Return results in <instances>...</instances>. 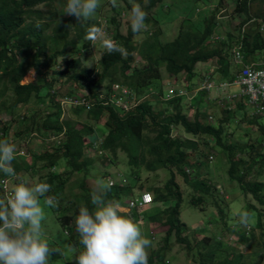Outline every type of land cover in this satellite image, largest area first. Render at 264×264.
Segmentation results:
<instances>
[{
    "label": "trees",
    "instance_id": "obj_1",
    "mask_svg": "<svg viewBox=\"0 0 264 264\" xmlns=\"http://www.w3.org/2000/svg\"><path fill=\"white\" fill-rule=\"evenodd\" d=\"M227 1L229 4L230 0ZM231 1L236 4L233 14L222 13L224 9H220L223 5L221 0H178L176 9L182 14L180 29L172 41L165 42L161 37V21L156 17L161 13L158 10H169L165 0H126V12L131 13L135 4L146 11V30L134 35L129 25L127 34L122 35L116 28L113 39L127 49L128 57L125 59L118 53L109 54L105 51L99 73L89 69L81 60L85 52L93 49L85 39L89 26L78 23L77 20L74 25V17L65 14L67 0H0V111L14 115L16 109L20 110L32 102L37 101L41 105V114H44L42 119L40 113L33 116L20 115V121L25 124L20 134L28 133V137L32 139V133L39 131L45 142L47 137H55L49 140L48 151L38 158V162L43 165L41 171L49 170L48 181L45 183L51 185L50 193L53 197L60 195L59 206L51 209L53 212H63L62 197L72 175L88 173L97 159L105 155L108 161L114 163L111 152L122 151L127 155L130 170L126 171L128 175H121L118 184L112 185L107 199L118 200L123 206V198L129 197L127 207H130L129 202L141 200L145 195L135 197L134 194V185L139 182L142 170L149 173L167 170L170 174L163 188H148L149 193H154L151 202L173 203L158 214L150 216L151 235L160 236L163 233L164 236L160 238L162 247L158 251L150 248L149 264H167L170 259L175 258L171 255L173 239L178 245L186 247L198 264H254L243 252L244 245L232 247L229 240L234 235L236 242H248L257 236L255 230L258 229L260 236L264 237V174L258 172L253 181L248 179L251 169L264 162V140L256 138L251 142H231L228 139L231 137L228 136L230 127L226 126L229 118L236 116L233 112L226 111L230 115L218 120V127L210 120L208 123L201 122L203 115L199 111V102L210 95L207 91L198 92L200 94L194 101L196 104L192 102L193 105L189 107L183 104L185 96L176 95L164 102L160 99L162 92L156 96L149 95L152 94L155 82L163 80V70L174 83L181 75L188 82L199 76L196 74L199 66L216 62L219 77L233 82L237 75L233 72V67L238 68L235 61L237 55H241L245 65L264 68V0ZM188 2L195 8L189 9ZM221 13L223 18L228 16L232 21L226 26L225 36L220 34L221 22L217 15ZM237 17L242 22L234 29L232 26ZM95 22L97 26H103L102 21L95 19ZM107 22L116 27L119 25L114 16ZM72 29L76 31L75 37H71ZM31 72L37 75L36 83L24 84ZM207 77L212 79L210 75ZM106 84L110 89L115 84H122L139 97L147 95L153 98L148 97L136 108L124 112L100 98L101 87ZM43 87L48 89L45 95H42ZM76 92L91 98L94 106L89 111L75 105H71V109L76 113L88 112L97 123L105 113H109L107 134L98 136L93 122L62 119L63 97ZM159 104L166 107L161 110L157 108ZM246 109L251 112L249 103L245 100L237 101L236 112L242 113L237 115L241 118L240 121L247 119ZM188 110H195L196 115L192 121L186 113ZM249 117L250 123L258 125L264 136V112ZM177 127L184 128L186 135L174 136L172 133ZM2 139L11 140L7 122L0 125V140ZM201 142L209 143L212 152H216L218 146L223 148L224 151L221 148L218 151H223L228 178L231 183L238 185L244 196H251L253 203L248 202L246 207L250 214H255L256 219L251 223L249 231L238 222L233 224V228L227 227L233 232L230 236L222 231L219 238L210 232L200 236L196 232L191 233L183 221V203L186 198L190 208L202 212L206 211L207 200L212 199L219 218L227 210V205L219 199L217 184L210 180L206 171L210 161L201 150ZM28 156L30 155L27 154L24 160ZM62 160H66L67 166L64 173L60 169L57 171ZM23 161H13L19 179L24 172L32 170ZM176 175L184 179L187 192L178 183ZM3 178L6 177L0 174V180ZM79 186L81 192L74 195L68 204L76 208V213L83 206L95 211V206L91 203L93 190L88 187L86 177ZM2 194L0 186V195ZM144 207L145 205H136L135 208H129L128 213H122L134 221ZM77 215H58V221L76 253L82 248L75 225ZM188 233L192 235V239ZM250 257L254 258V255ZM62 264H74V258L69 263Z\"/></svg>",
    "mask_w": 264,
    "mask_h": 264
},
{
    "label": "rangeland",
    "instance_id": "obj_2",
    "mask_svg": "<svg viewBox=\"0 0 264 264\" xmlns=\"http://www.w3.org/2000/svg\"><path fill=\"white\" fill-rule=\"evenodd\" d=\"M178 0H165V3L168 4V9L165 8V10H168L166 12L158 10V13L160 15L156 16L160 19L161 24L160 27H162V40L163 41H172L177 33L178 29H180L181 25V16L182 14L180 12H177L176 9V3ZM222 6H220V9H224L222 13H230L233 14L235 11V2L230 0V3L228 4L227 0H221ZM117 7H113L112 4L110 3V0H100V7L97 9V11L93 14V16L84 23L85 26H91L93 24L96 25L95 19H98L102 21L103 27L105 30L106 35L113 39V36L116 33V28H118L119 32L122 35L127 34L128 26L130 25V12H126V0H117ZM187 6L189 9H194L195 6H192V3L188 2ZM219 7V6H218ZM46 8V7H42ZM118 12H121V15H118ZM125 13V14H124ZM219 14L218 16V21L221 22L220 26V34L221 36H225L227 34V27L229 26L230 18L228 16L222 17L223 15ZM263 13H264V8H263ZM124 14V15H123ZM116 17L117 18V23L119 25L116 27L112 23L110 24L107 22L111 17ZM73 18V17H72ZM102 19V20H101ZM75 20L76 18L74 17L72 19V22H74L75 25ZM242 22V19L239 17L236 18L234 21V25L232 28L237 29L239 27V24ZM152 28V27H151ZM157 28H155L156 30ZM158 30V29H157ZM237 32V31H236ZM264 33V31H263ZM76 31L75 29H72L71 31V37H75ZM114 40V39H113ZM106 50L103 48L101 45L100 41H97L96 43V48L93 47L92 50L85 52L84 57H81L82 62H84L85 66H87L89 69L92 70H97L99 73L101 72V58L102 55L104 54ZM138 62H140L139 59H137ZM203 66V65H201ZM139 67V65L137 66ZM164 73L166 74L165 70H163ZM239 73V72H238ZM200 75L198 77H194L192 80V83H199L200 81ZM37 81V75L35 72H31L28 77L24 80V84L28 83H36ZM185 82V80L183 81ZM189 83L191 81H188ZM108 84L104 85V87H101V92L104 93V95H108V91L110 90V87L107 86ZM166 79H163L161 81H157L154 84V87L156 88L155 90L160 91L167 96L169 89H176L180 92H182L185 95V99L183 100V104L186 107L190 106V98L192 95L190 93L195 94V91H197L198 86H194L190 90L188 89L187 86L183 85V83L177 79L176 83L170 84ZM109 87V88H108ZM42 95H45L46 92L48 91L47 88L42 89ZM67 90V87H66ZM200 88H198L197 92H200ZM185 92V93H184ZM236 91H232L231 89L228 90V94H233ZM213 97V95H211ZM211 97V98H212ZM225 98V97H224ZM222 99V107L223 112H228L229 113L233 112L234 115L232 118H229L228 122L229 124L226 126L230 127V130H228V136H231L228 138L231 142H239L244 143L245 141L248 140V142L253 141L254 139L258 138V140H264V136L259 130L258 125L256 124H251L249 120L250 115L246 114L247 119L245 121H240L241 119L236 111L237 110V103L235 105L231 103L227 99ZM166 107L163 104H159L157 108L159 109H164ZM199 107L201 110L200 112H204L202 115L203 117L200 119L201 122H206L208 123V118L209 116H214L212 112L216 111L215 105H209L207 100L200 101L199 102ZM42 109L41 105L37 101L30 103L29 105H26L22 109L18 110L16 109V114L10 115L4 112V110L0 111V125H3L4 122H7V124L10 126V133H11V143H14L16 147L21 143L20 146L23 147V150H25L26 154H29L27 159L24 160V156H19L17 158L18 162H27L29 165L28 167L32 168L31 171H26L24 172L21 178H24L25 181H27L30 185L35 184V183H40V182H47L48 178L47 175L49 173V170H42L41 171V165L38 162V158L41 157L45 152H47V148L49 147V138L47 137V140L45 142L44 137L41 135L39 131H36L35 133H32V139L28 137V133H23V135L20 134L25 128L24 122H21L20 115H27V116H33L36 113H40V119L44 117V114H41ZM224 113L225 115L223 116V113H221V117L223 119H226L229 117V113ZM249 112V110H248ZM186 113L190 116L191 121L194 119L195 110H188ZM211 113V114H210ZM237 113V114H236ZM201 114V113H200ZM201 117V116H200ZM109 118V113H105L102 117V119L97 123L91 117L89 116L88 112L81 111L80 113L74 112V110L71 109V107L66 106L62 115V119H72L73 121L76 122H86L90 121L95 123L96 129H97V134L98 136H103L108 133V128L106 126V122ZM222 119V118H221ZM218 120H220V112L216 111L215 113V119H213L212 124L215 127H218ZM174 136L177 135H186L184 128L182 127H177L174 132L172 133ZM21 135V136H20ZM12 137H17L12 138ZM207 138L214 139L212 137L207 136ZM201 150H203L206 154L207 157L210 155H213L215 157V160L212 164L208 163L209 169L206 170L209 173L210 180L214 183L217 184L219 188V199L223 200L225 205H227V210H224V215L219 218L218 214V209L215 207L214 202L212 199L207 200V205H206V211H200L196 208H190L188 199H185V202L183 203V214H182V219L183 221L187 224L190 232H196V235L200 236H205L208 232L211 234L217 235V238H219L221 235L220 232L222 231L223 233L228 234L229 236L233 233L230 229L227 227H234V223H238V216L237 213L246 210L247 207L246 204L248 202H252L253 200L251 199V196H244L243 193L241 192L240 188H238V185L231 183L230 179L228 178L227 175V162L225 161V157L223 155V148L222 147H217L216 152H212V148H210V144L206 143L204 144L201 142L200 144ZM219 148L223 151H218ZM212 152V153H211ZM264 152V151H263ZM112 157L114 160V163L108 161V158L106 155L102 158L97 159V163L88 170L87 176L85 173H79L78 175H72L70 181L67 183L65 192L63 194V199L64 202L62 203V211L63 212H53L51 209L46 208V219L42 222L43 229L45 231V234L50 242V245L53 247L59 246L62 249H65V255L61 256L58 253H53L50 257V264H62V263H69L70 261L73 260L74 254L76 253V250H74L70 243H69V237L67 236L66 232L64 229L61 227L60 222L58 221V215H67V214H78V212H74L76 208L72 207L73 205H70L71 200H73V196L81 192L80 190V184L82 181H85V177L87 179V185L89 188H91L93 191L97 189V180L98 179H103L104 181L108 182L110 181L111 184H118L120 182V178H122V174H126V171L130 170V167L128 165V160H127V155L123 153L122 151H116L113 150L112 152ZM107 158V159H106ZM207 160V158H206ZM66 160H62L59 163L58 170L60 169L61 172H66L67 166ZM263 173L264 174V162L260 166H255L253 169L250 171V175L248 176V179L253 181L257 175V173ZM258 173V174H259ZM177 176V181L182 185V188L187 192V186L184 183V179L181 178L180 176ZM20 178V179H21ZM170 174L169 171L167 170H162L157 173H149L145 172L142 170L141 172V177L139 182L134 185L135 193L136 196L138 197L141 194H145L144 196L148 198V196L153 199L154 198V193L151 194L148 192L149 187H158V188H163V186L166 184V182L169 180ZM19 179V178H17ZM17 179H12L9 184H10V189L15 185L17 182ZM129 185V183H128ZM152 187V188H153ZM148 192V193H147ZM48 196H52V194L49 192L47 194ZM53 197V196H52ZM58 197V198H57ZM60 195L56 196L57 199H59ZM131 197V196H130ZM127 199L129 197L123 198L124 205L121 208V212L128 213L130 211L129 207H127ZM60 200V199H59ZM173 203H167V204H162L159 202H149L145 205L144 209H142L141 214L139 217L134 219V222L138 223V225L141 227L142 234L151 239V246L147 249L148 252L151 248V250L158 251L162 247V242L160 238L164 236L163 233H161L160 236H153L151 235V221H150V216L154 214H158L160 211H162L165 208H168L169 206H172ZM125 206V207H124ZM78 208V207H77ZM135 212V211H133ZM256 219L255 214L251 213V217L248 223V226L246 227V230L249 231L251 229V223L254 222ZM262 219L264 220V213H262ZM219 223V224H218ZM222 228H219V227ZM221 232V233H222ZM257 232V236L255 235L254 239H251L248 242L240 243L237 241V238L235 239V236L232 235L230 237V243L229 245L232 247H238L240 245H244L242 247L243 252H245L246 256L248 257L247 259H250L253 261L254 264H264V237L260 236V230H255ZM188 236L192 239V235L188 233ZM174 255L175 258L170 259L169 263L167 264H198V262H195L193 259V255H189V250L182 246L178 245V243H175L173 239V246H172V254ZM250 257V256H253ZM200 259V257H198ZM201 261V260H200ZM199 261V262H200ZM155 264H159L158 262H155Z\"/></svg>",
    "mask_w": 264,
    "mask_h": 264
},
{
    "label": "clouds",
    "instance_id": "obj_3",
    "mask_svg": "<svg viewBox=\"0 0 264 264\" xmlns=\"http://www.w3.org/2000/svg\"><path fill=\"white\" fill-rule=\"evenodd\" d=\"M110 3L113 7L118 6L117 0H110ZM99 7L100 0H67L65 14L75 17L78 23L83 24ZM129 19L134 35L146 30L147 13L139 4L132 6ZM85 39L94 48L97 41H100L107 53H118L125 59L128 57L127 49L109 38L102 25L93 24L88 27ZM236 65L240 71V65ZM173 82H169V86L174 84ZM222 82L231 83L227 80L220 83ZM215 83L220 84L216 81ZM155 89L153 87L152 94L149 95L156 96L160 93ZM215 91L219 92L213 90L210 96ZM220 95L224 98L229 94L226 91L223 94L220 92ZM152 96L146 95L141 98L152 99ZM160 99L166 101L164 93ZM218 101L221 103V98ZM235 103L237 101L233 104ZM212 117L215 119V116ZM21 150H23L22 146L16 147L8 139L0 140V174L10 181L12 178L17 179L13 161L19 157L18 152ZM208 160L209 164H212L215 157L210 155ZM97 185V189L91 196L95 211H90L88 207L83 206L79 208L78 215L75 217L76 231L82 248L76 253L74 264H149L147 249L151 246V240L142 234L138 223L121 212L120 201L107 199L112 188L111 182L98 179ZM0 186L3 188V194L0 195V264H50L53 253L65 255V249L50 245L42 225L46 219L45 209L57 208L60 203L56 197L47 195L51 191V185L45 182L30 185L23 179H17L11 191L8 190L7 183L2 180H0ZM237 216L239 223L247 227L251 214L243 210L237 213Z\"/></svg>",
    "mask_w": 264,
    "mask_h": 264
},
{
    "label": "built area",
    "instance_id": "obj_4",
    "mask_svg": "<svg viewBox=\"0 0 264 264\" xmlns=\"http://www.w3.org/2000/svg\"><path fill=\"white\" fill-rule=\"evenodd\" d=\"M236 64L240 65V71L233 82H222L220 84H216L214 80L207 77L201 85V90L207 91L208 93L213 90H218L223 93L231 88H236V92L229 94L226 99L233 103L239 100H246L252 108L249 113L250 116L259 115L264 112V68H257L254 65H245L244 61H242L241 55H237ZM108 93V95L101 93L100 98L103 100L106 99V104L111 103L124 112L136 108L143 100V98L137 96V94L128 86H124L122 84L113 85ZM176 95H183V93L180 91L176 92L175 89H169L167 96H165V100H170ZM61 103L63 109H65L66 106L70 107L71 105H75L84 107L87 111H89L94 106L91 98L78 92L63 97ZM209 120L213 121V117L210 116ZM51 139H55V137L51 136L48 140ZM25 154L24 150L18 152L19 156H24ZM2 181L7 183L8 190L11 191L9 184L10 180L8 178H3ZM149 202H151V198L149 196L148 198L143 196L141 200L129 202V208H135L136 205L144 206Z\"/></svg>",
    "mask_w": 264,
    "mask_h": 264
},
{
    "label": "crops",
    "instance_id": "obj_5",
    "mask_svg": "<svg viewBox=\"0 0 264 264\" xmlns=\"http://www.w3.org/2000/svg\"><path fill=\"white\" fill-rule=\"evenodd\" d=\"M216 70H217V65H216V62H212V63H209V64H206V65H203V66H199L198 67V69H197V75H200L201 76V78H200V81H199V83H197V84H195V83H192V81L189 83V82H187L186 81V79H185V76L184 75H181V76H178L176 79H175V81H177V79L178 80H180L182 83H183V85H185V86H187L188 87V89H190V90H193L192 88L194 87V86H198V88L200 87V85H201V83L203 82V80L207 77V76H209L210 75V77H212V80H214V81H216L217 83H220L221 81H225V80H223V79H221L220 77H219V75L217 74V72H216ZM235 71V74H238V72H239V68H234L233 67V72ZM163 79H166V80H168V82H173V80L172 79H170L169 78V76L167 75V74H164L163 75ZM185 80V82H183ZM227 81H229V80H227ZM174 83V82H173ZM198 88H197V91H198ZM197 91H195V94L193 95V93H190V95H192L191 96V98L189 99L191 102V104H190V106L191 105H193V103H195L194 101H196L197 100V97L199 96V94L200 93H198ZM232 91H236V89H232ZM223 94V93H222ZM211 95H213V97L212 96H210V95H208L207 97H205L204 99H203V101L204 100H207V102H208V104L209 105H215V108H216V111H219L220 112V119L221 118H223V117H221V113H223V116L225 115L224 114V112H223V105H222V102L221 103H219V101H218V99H220V98H222V95H220V92H213V94H211ZM212 97V98H211ZM227 97H225V98H223V99H226ZM200 100V99H199ZM222 100V99H221ZM193 102V103H192ZM196 104V103H195ZM247 107V106H246ZM199 109H200V107H199ZM248 109V108H247ZM246 109V114H247V110ZM201 110V109H200ZM216 111L215 112H212L211 111V113H213V115L215 116V113H216ZM204 112H202L201 111V114H203ZM210 113V114H211ZM237 113H239V112H237ZM240 115L242 114V113H239ZM238 114V115H239ZM239 115V116H240Z\"/></svg>",
    "mask_w": 264,
    "mask_h": 264
},
{
    "label": "bare ground",
    "instance_id": "obj_6",
    "mask_svg": "<svg viewBox=\"0 0 264 264\" xmlns=\"http://www.w3.org/2000/svg\"><path fill=\"white\" fill-rule=\"evenodd\" d=\"M238 51H240V50H238ZM237 58V57H236ZM234 59V58H233ZM234 61V60H233ZM236 61V60H235ZM245 61V60H244ZM244 64H246V63H244ZM257 67V66H256ZM246 101V100H245ZM74 106V105H73ZM52 111V110H51ZM263 113V112H262ZM64 136V135H63ZM63 138V137H62ZM57 170V169H56Z\"/></svg>",
    "mask_w": 264,
    "mask_h": 264
}]
</instances>
